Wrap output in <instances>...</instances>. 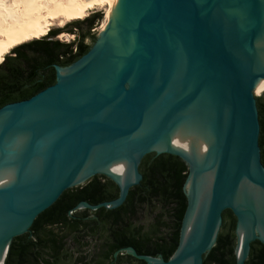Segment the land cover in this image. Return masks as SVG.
I'll use <instances>...</instances> for the list:
<instances>
[{"label": "water", "instance_id": "1", "mask_svg": "<svg viewBox=\"0 0 264 264\" xmlns=\"http://www.w3.org/2000/svg\"><path fill=\"white\" fill-rule=\"evenodd\" d=\"M118 11L125 20L57 66L54 85L0 109V264L42 212L96 175L112 179L119 198L77 208L121 206L149 153L185 163L188 206L169 260L127 253L146 264H203L230 209L245 264L251 243L264 244L255 86L264 78V0H121ZM234 184L239 214L228 203Z\"/></svg>", "mask_w": 264, "mask_h": 264}, {"label": "trees", "instance_id": "2", "mask_svg": "<svg viewBox=\"0 0 264 264\" xmlns=\"http://www.w3.org/2000/svg\"><path fill=\"white\" fill-rule=\"evenodd\" d=\"M97 19H102L101 13L71 25ZM58 32L51 30L48 35ZM90 49L85 43L76 46L47 38L16 47L0 65V109L30 99L54 85L56 67L75 63ZM257 107L264 166L263 96L257 97ZM139 171L140 183L114 209L77 208L83 202L96 206L119 198V186L104 175H96L84 185L66 190L35 219L28 233L13 240L5 264H146L128 254V248L140 255L169 260L179 246L188 206L184 191L188 168L177 155L149 153L142 159ZM236 227V216L226 209L216 244L204 256L203 264H237ZM92 244H96L97 252L90 248ZM85 247L90 249L84 251ZM245 264H264V244L259 240L251 243Z\"/></svg>", "mask_w": 264, "mask_h": 264}, {"label": "bare ground", "instance_id": "3", "mask_svg": "<svg viewBox=\"0 0 264 264\" xmlns=\"http://www.w3.org/2000/svg\"><path fill=\"white\" fill-rule=\"evenodd\" d=\"M120 3L121 0H0V65L16 47L47 37L50 28L61 18L66 19L68 22L84 20L91 11L97 8H106L107 13L102 32L106 31L109 23L114 26L115 22L125 20L124 12L118 11ZM59 26H63V22H60ZM260 44L264 46V33L261 36ZM65 70L69 71L68 69ZM258 82L263 83L264 78H259L255 85ZM126 174L131 178L132 166ZM190 184L191 181L188 185ZM231 200L238 213L235 184L231 190L228 203ZM194 208L193 204L192 210ZM255 233L257 235L256 228ZM242 252L243 244L239 226L237 247L239 260L242 259Z\"/></svg>", "mask_w": 264, "mask_h": 264}, {"label": "rangeland", "instance_id": "4", "mask_svg": "<svg viewBox=\"0 0 264 264\" xmlns=\"http://www.w3.org/2000/svg\"><path fill=\"white\" fill-rule=\"evenodd\" d=\"M94 13H101L102 14V19L98 23H96V25H95V27L97 28V31L95 32V34H96L95 38L97 39V37L99 36L100 32H102V30H103V25H104V22H105V17H106L107 9L106 8H103V9L97 8V9L91 11L90 14H89V16L93 15ZM84 20H76V21H70V22H68L66 19L61 18L60 21H57L50 28V31L51 30H58V29L59 30H62L65 27L70 26L74 22L84 21ZM60 22H63V26H59V23ZM76 35L77 34L64 32V33H62V34H60V35H58L56 37H53V39L54 40H58V41H60L62 43H65V44H72V43H75L77 41V39H78L76 37ZM49 37H50V35H47V37L42 38V39H46V38H49ZM87 42L92 47L93 41H91L90 39H88ZM12 54L13 53H10V55H12ZM255 86H256V90H257L258 97H261V96L264 97V82L263 83L258 82ZM71 247L73 248L74 246L72 245ZM90 248H92L95 252H97L96 244H92ZM90 248L89 247H85V250L84 251H87ZM98 252H99V250H98Z\"/></svg>", "mask_w": 264, "mask_h": 264}, {"label": "flooded vegetation", "instance_id": "5", "mask_svg": "<svg viewBox=\"0 0 264 264\" xmlns=\"http://www.w3.org/2000/svg\"><path fill=\"white\" fill-rule=\"evenodd\" d=\"M100 20L101 19L90 20V21H87V22L82 23V24L70 25L68 27H65L62 30H59L58 29V31H59L58 34H56V35H50V37L47 38V39H53V37H56V36H58V35H60V34H62L64 32H68V33L77 34L76 37L78 39L74 43L76 46L79 45V44H81V43H85V44L89 45V43L87 42L88 39H90L91 41H93V44H94L95 41H96V38L94 39V37L96 36L95 32L97 31V28L95 27V25ZM260 128H261V126H260Z\"/></svg>", "mask_w": 264, "mask_h": 264}]
</instances>
